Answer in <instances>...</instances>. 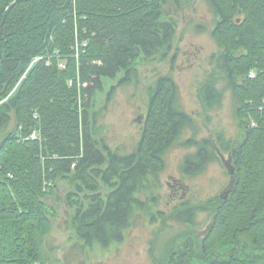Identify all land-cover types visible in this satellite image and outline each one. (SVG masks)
Wrapping results in <instances>:
<instances>
[{
  "label": "trees",
  "instance_id": "trees-1",
  "mask_svg": "<svg viewBox=\"0 0 264 264\" xmlns=\"http://www.w3.org/2000/svg\"><path fill=\"white\" fill-rule=\"evenodd\" d=\"M189 1L198 0H17L7 11L15 0H0V264H46L61 203L78 238L106 244L122 240L155 197L166 150L186 127L197 129L173 75L161 72L150 86L129 154L101 136L96 107L138 80L139 62L177 57L179 22L165 7ZM206 1L219 50L198 96L212 109L230 90L244 138L226 140L222 130L213 143L190 138L198 147L184 170L196 176L231 152L235 185L228 200L199 206L211 209L213 227L198 246L189 240L161 264H258L264 255L248 247L264 249V0Z\"/></svg>",
  "mask_w": 264,
  "mask_h": 264
},
{
  "label": "rangeland",
  "instance_id": "rangeland-1",
  "mask_svg": "<svg viewBox=\"0 0 264 264\" xmlns=\"http://www.w3.org/2000/svg\"><path fill=\"white\" fill-rule=\"evenodd\" d=\"M165 9L179 22L174 42L177 57L159 62H139L136 82L118 86L107 102L106 95H103L96 107L99 133L119 153H131L139 144L142 133L139 122L142 123L143 118L139 122L135 118L147 112L149 88L156 83L161 72L173 75L179 102L194 119L197 129L186 127L178 141L166 150L160 186L153 193L155 197L146 201L144 211L134 215L122 240L106 244L98 241L85 243L67 223L71 213L68 214L67 207L61 203L45 242L46 264H161L169 250L182 247L189 240L198 246L200 239L213 227L211 209L199 206L214 198L228 200L234 188V177L225 165L231 152H223L196 176L184 170L185 157L196 153L198 147V143L190 138L212 141L220 130L224 131L226 140L233 139L238 143L244 138V130L234 113L235 101L230 90L224 91L221 103L212 109L202 106L198 96L201 84L216 65L213 54L219 50L212 36L216 22L213 11L206 0L183 2L182 8L167 5ZM117 81L111 84L115 85ZM110 90L107 86L104 94ZM232 166H235L234 160ZM188 206L193 212L186 221L178 215L181 213L180 216L184 217L182 212ZM248 250L253 256L264 255V249L252 245ZM258 264H264V260Z\"/></svg>",
  "mask_w": 264,
  "mask_h": 264
},
{
  "label": "water",
  "instance_id": "water-1",
  "mask_svg": "<svg viewBox=\"0 0 264 264\" xmlns=\"http://www.w3.org/2000/svg\"><path fill=\"white\" fill-rule=\"evenodd\" d=\"M16 1L17 0H15V2L14 3H12L10 6H8V8H7V11L10 9V8H12V6L16 3ZM0 35H1V32H0ZM232 160L233 159H231V156H229L228 157V161H225V165H226V167H227V169L229 170V172H230V174L231 175H233L234 173H235V170H234V168H233V166H232ZM230 192V191H229ZM229 192H227V194L229 193ZM224 198H228V196L225 194H223L222 195ZM211 227V224H210V226H209V228Z\"/></svg>",
  "mask_w": 264,
  "mask_h": 264
},
{
  "label": "flooded vegetation",
  "instance_id": "flooded-vegetation-1",
  "mask_svg": "<svg viewBox=\"0 0 264 264\" xmlns=\"http://www.w3.org/2000/svg\"><path fill=\"white\" fill-rule=\"evenodd\" d=\"M147 115H148V110H147V112H145V113H140V114H138V116L135 118V120H137L138 122H139V120H140V118H143L142 120V123L141 122H139L140 123V128H141V130H142V128H143V126H144V124H145V122H146V118H147ZM142 134V133H141ZM229 156H231V159H232V155L230 154Z\"/></svg>",
  "mask_w": 264,
  "mask_h": 264
},
{
  "label": "built area",
  "instance_id": "built-area-1",
  "mask_svg": "<svg viewBox=\"0 0 264 264\" xmlns=\"http://www.w3.org/2000/svg\"><path fill=\"white\" fill-rule=\"evenodd\" d=\"M84 45H85V42H84ZM77 57H78V56H77ZM34 60H35V62H36V61H38V58H35ZM60 68H65V64L62 63V64L60 65ZM252 76H253V74H252ZM252 125H254V124H252ZM33 137H36V136H35V133H32V138H33Z\"/></svg>",
  "mask_w": 264,
  "mask_h": 264
}]
</instances>
